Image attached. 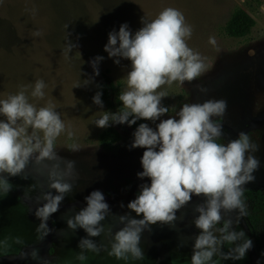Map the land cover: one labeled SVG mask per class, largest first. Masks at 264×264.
Listing matches in <instances>:
<instances>
[{"label": "rangeland", "instance_id": "rangeland-1", "mask_svg": "<svg viewBox=\"0 0 264 264\" xmlns=\"http://www.w3.org/2000/svg\"><path fill=\"white\" fill-rule=\"evenodd\" d=\"M167 7L181 11L191 25L193 32L187 44L205 58L207 70L191 82L185 81L182 85L174 82L161 87L160 91L168 93L161 103L169 108V113L160 119L169 116L178 119L176 112L184 103L224 99L227 109L219 119L223 138L218 142L227 143L245 132L257 143L258 151L252 155L258 158L260 167L254 173L255 181L244 187L264 190V119L252 121L264 115V0H0V99L15 94L21 85H34L36 80H43L45 97L42 100L29 97L30 102L38 107L51 102L65 125L71 126L74 137L68 139L66 133H62L56 142L57 152L75 161L78 173L73 191L66 194L59 211L47 221L52 232L42 241L36 239L35 229L40 221L34 215L38 206L34 197L48 190L47 181L38 178L42 187L25 198L24 193L29 191L27 186L35 181L31 175L27 180L11 177L21 182L23 192L18 197L25 206L21 211L12 191L0 198V264H41L43 260L49 264H125L103 250L99 254L86 252V261L77 260L78 242L87 234L78 228L75 232L70 230L66 236L64 230L66 219L86 206L84 198L93 190L106 192L111 212L101 223L106 227L111 225L113 233L123 226L117 220L119 215L127 213L136 217L127 204L136 197L140 185L150 181L136 175L142 171L140 159L145 149L130 145L140 123L155 129L159 120H137L132 125L110 122L109 127H113L120 138L107 148L100 141L107 127H97L92 121L102 115V111L116 112L122 102L111 94L113 106L108 108L101 99V108L93 103L92 97L104 76L122 91L131 68L129 60L120 58V63L116 64L104 50L108 33L118 31L122 23H127L134 33L142 27V18L150 21ZM237 7L244 8L255 19L251 32L242 38L230 37L224 29ZM36 32L40 35H34ZM210 36L216 38V46L209 43ZM67 41L75 47L66 58ZM249 49L255 50L254 56L248 55ZM96 56L103 57L98 63L99 75L93 74L89 63ZM85 80L89 82L84 84ZM77 82L81 86L75 87ZM198 85L207 91L201 92ZM73 143L81 150L70 151ZM201 202L203 197L193 196L192 201L176 213L182 219H177L175 227L161 223L151 225L150 232L146 230L141 234L140 247L145 259L128 264H190L192 238L200 231L193 224L198 215L193 209ZM246 203L247 214L260 216L257 234L264 249V201L262 208L250 200ZM235 215V212L227 213L226 218L234 219ZM249 225L246 215L234 228L242 229L250 239ZM90 238L106 246L111 239L104 234ZM18 239L23 243H18ZM21 244L19 252L10 250ZM33 248L38 250L40 260L19 257L22 251L27 253ZM222 250L226 252L228 247ZM221 264H260V258L252 245L243 259L222 260Z\"/></svg>", "mask_w": 264, "mask_h": 264}, {"label": "clouds", "instance_id": "clouds-1", "mask_svg": "<svg viewBox=\"0 0 264 264\" xmlns=\"http://www.w3.org/2000/svg\"><path fill=\"white\" fill-rule=\"evenodd\" d=\"M192 32L183 13L167 7L150 21L142 18V27L134 33L127 23H122L118 31L108 33L104 50L116 64L120 63V58L129 60L131 68L126 74V86L118 94L121 106L116 112L102 111L92 123L100 128L109 127L110 122L132 125L137 120H159V123L155 129L140 123L130 145L145 149L140 159L142 171L136 175L150 181L142 183L136 197L127 204L140 218L127 213L119 215L117 220L123 226L113 233L111 225L106 227L101 223L111 209L103 193L93 190L84 198L86 206L66 219L67 227L73 232L79 228L87 234L78 242L80 251L76 259L79 261L88 259L86 252L99 254L102 250L125 264L144 260L141 234L146 230L150 232V226L157 223L175 227L177 219H182L176 213L188 205L193 196L203 197V202L193 209L198 213L193 224L200 231L192 238L190 264L241 260L252 248V240L234 225L247 215L244 185L255 181L254 173L260 167L258 158L252 155L258 151L257 143L245 132L227 143L218 142L223 138L219 119L227 109L224 99L184 103L176 112L178 119L172 116L160 119L169 113V108L161 103L168 93L160 91L161 87L174 82L181 85L191 82L207 70L205 58L187 44ZM209 43L216 46V38L210 36ZM74 47L67 41L66 58ZM248 55L254 56L255 50L249 49ZM101 60L102 56H96L89 62L94 75H99ZM74 86L79 87L81 83ZM45 88L43 80H36L34 85H21L18 92L0 99V117H3L0 119V198L14 187L8 177L27 180L31 175L35 182L27 186L29 191L24 193L25 198L42 187L38 178L46 179L48 190L34 197L38 204L34 215L40 221L35 229L37 241L52 232L47 221L59 211L78 177L75 161L57 152L56 142L62 133H66L68 139L74 137L71 126L65 125L51 102L40 107L30 102L29 97L42 100ZM198 88L201 92L207 91L199 85ZM92 100L103 107L101 92ZM69 150L77 152L81 148L73 143ZM232 212L236 213L235 218H226V214ZM101 234L111 237L107 246L90 238ZM17 242L23 243L19 239ZM224 246L228 247L226 252L222 250ZM19 257L40 260L35 248L27 253L22 251ZM41 264H49V261L43 260Z\"/></svg>", "mask_w": 264, "mask_h": 264}, {"label": "trees", "instance_id": "trees-1", "mask_svg": "<svg viewBox=\"0 0 264 264\" xmlns=\"http://www.w3.org/2000/svg\"><path fill=\"white\" fill-rule=\"evenodd\" d=\"M255 25V19L242 7L234 9L231 18L226 23L224 29L225 33L230 37L242 38L247 36ZM97 91L101 92V99L106 106L112 107L113 103L110 100V95L113 94L118 100V94L121 91L119 85L114 84L106 76L97 86ZM118 108L121 105H117ZM120 138L119 133L112 127H107L100 135V141L106 147L111 146ZM243 199L252 201L256 207L262 208L264 201V190L244 189ZM247 220L250 224V239L252 245L260 258V264H264V249L260 236L257 234V228L260 224V216L257 214H247Z\"/></svg>", "mask_w": 264, "mask_h": 264}, {"label": "flooded vegetation", "instance_id": "flooded-vegetation-1", "mask_svg": "<svg viewBox=\"0 0 264 264\" xmlns=\"http://www.w3.org/2000/svg\"><path fill=\"white\" fill-rule=\"evenodd\" d=\"M107 148H109V147H107ZM8 179H9V181H12V182H13L12 185H13L14 187H13V189H12V192L17 196L18 201H19V208H20L21 211H23V210H24L25 203L22 205V200H21V198L18 197V195H19L20 193L23 192V188L20 186V183H21V182H19V181L16 182V179L11 178V177H8ZM244 189H248V190H249V188H244ZM260 190H261V189H260ZM103 195H104V197H105V201H107L108 199H107V196H106V192H104ZM109 200H111V199H109ZM114 201H116V200H114ZM115 227L117 228L118 226L115 225ZM70 230H71V229H68V228L66 227V230H64L65 233H66V236H68ZM66 236H65L61 241H64V239L66 238ZM21 247H22V244H21V245L14 246V247L11 248L10 250H13V252H14V251L19 252V250H20ZM3 250H4V249H3Z\"/></svg>", "mask_w": 264, "mask_h": 264}, {"label": "water", "instance_id": "water-1", "mask_svg": "<svg viewBox=\"0 0 264 264\" xmlns=\"http://www.w3.org/2000/svg\"><path fill=\"white\" fill-rule=\"evenodd\" d=\"M263 119H264V115L262 117H260V118H257L255 120H252V121H260V120H263Z\"/></svg>", "mask_w": 264, "mask_h": 264}]
</instances>
